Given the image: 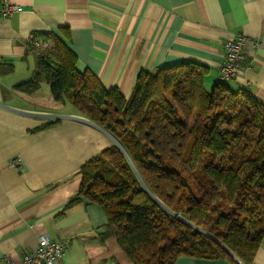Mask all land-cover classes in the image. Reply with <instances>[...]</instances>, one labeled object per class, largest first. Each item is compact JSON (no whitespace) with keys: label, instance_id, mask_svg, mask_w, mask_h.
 Segmentation results:
<instances>
[{"label":"crops","instance_id":"0c3cea01","mask_svg":"<svg viewBox=\"0 0 264 264\" xmlns=\"http://www.w3.org/2000/svg\"><path fill=\"white\" fill-rule=\"evenodd\" d=\"M0 18V264L22 262L41 235L67 239L63 264H133L115 236H104L100 205L76 195L81 165L113 143L105 129L49 85L15 90L34 67L31 36L50 33L75 55L78 72H92L107 89L130 96L140 71L180 62L208 68L216 82L225 42L243 35L234 87L264 104V0H13ZM38 41L34 42L37 47ZM55 121V122H54ZM252 264H264V234ZM175 264H233L228 259L179 256Z\"/></svg>","mask_w":264,"mask_h":264},{"label":"trees","instance_id":"16d2710c","mask_svg":"<svg viewBox=\"0 0 264 264\" xmlns=\"http://www.w3.org/2000/svg\"><path fill=\"white\" fill-rule=\"evenodd\" d=\"M41 37L51 41L43 51L34 46ZM66 46L47 32L31 36V76L13 87L31 93L47 83L54 100L116 140L81 165L68 205H100L103 235L133 264L179 256L237 264L231 253L252 264L264 234V104L232 79L207 90L208 68L191 61L140 71L125 98L78 72Z\"/></svg>","mask_w":264,"mask_h":264},{"label":"built area","instance_id":"2783aa9c","mask_svg":"<svg viewBox=\"0 0 264 264\" xmlns=\"http://www.w3.org/2000/svg\"><path fill=\"white\" fill-rule=\"evenodd\" d=\"M17 10L18 5L13 0H0V18L8 17ZM244 40L243 35L226 40L225 52L215 77L216 80H229L237 76L243 57ZM68 245L67 239L54 240L41 235L36 248L27 249L22 253L20 264H63V257ZM5 262V264H15L7 258H5Z\"/></svg>","mask_w":264,"mask_h":264},{"label":"rangeland","instance_id":"374dc122","mask_svg":"<svg viewBox=\"0 0 264 264\" xmlns=\"http://www.w3.org/2000/svg\"><path fill=\"white\" fill-rule=\"evenodd\" d=\"M37 41H38V45L36 48H38L39 51H43L47 46L51 45V41L47 39L46 37H41L40 40H37ZM111 138L113 142L116 143V140L113 137ZM232 258L235 260L233 255H232ZM235 263H236V260H235Z\"/></svg>","mask_w":264,"mask_h":264},{"label":"water","instance_id":"95a60500","mask_svg":"<svg viewBox=\"0 0 264 264\" xmlns=\"http://www.w3.org/2000/svg\"><path fill=\"white\" fill-rule=\"evenodd\" d=\"M226 250H227V248H225ZM229 253H231V251H229V250H227ZM231 255H233L232 253H231ZM233 257L235 258V260H236V263H238V264H242L234 255H233Z\"/></svg>","mask_w":264,"mask_h":264}]
</instances>
